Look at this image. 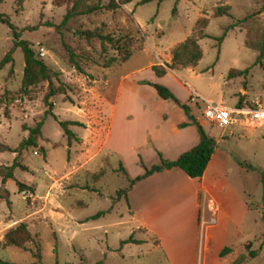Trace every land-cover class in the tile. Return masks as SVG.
<instances>
[{
    "label": "rangeland",
    "instance_id": "rangeland-1",
    "mask_svg": "<svg viewBox=\"0 0 264 264\" xmlns=\"http://www.w3.org/2000/svg\"><path fill=\"white\" fill-rule=\"evenodd\" d=\"M216 4H228V14L209 16ZM66 6L67 2L56 4L54 0H0V12L30 43L35 55L59 72L65 88L48 97L50 110L44 113L46 81L26 91L18 89L23 66L18 47L0 67V141L15 148L28 128L42 120L33 144L0 152V165L17 163L11 177L3 183L0 179V192L3 188L8 192V202L0 198V242L6 228L20 220L33 235L23 247L0 245V259L25 264L35 260L33 253L38 250L42 264H189L181 251L194 235L193 264H217L216 250L223 246L231 248L224 255L227 264L237 256H247L240 264H264V175L261 180L260 174L264 119H242L222 129L201 116V99L191 107L202 129L215 141L202 181L208 192L203 219L213 217L216 222L206 226L210 219L201 221L194 230L184 205L181 220L169 227L156 226L165 235L170 260L155 244L157 233L149 228L134 229V242H120L136 222L129 219L123 196H115V190L127 184L117 170L118 161L128 174L143 168L140 161L144 166L157 163L159 150L149 143L145 129L155 127L167 136L172 123L181 117L170 100L134 84L135 78L153 77L147 66L150 62L162 66L170 62L171 47L189 34L198 16L208 17L202 28L206 36L198 39L200 58L194 66L173 68L174 73L164 79L180 97L190 85L211 104L233 107L238 101L252 107L257 102L264 107V65L255 62L257 50L244 45V39H255L263 29L264 0H132L115 10L97 9L57 25ZM229 24L216 43L213 37ZM92 28L113 38L130 36L129 57L102 67L103 59L115 50L107 44L101 50L97 38L86 40L77 34ZM10 45V29L0 22V58ZM69 51L82 71L68 61ZM261 59L264 62V52ZM230 67L247 71L227 77ZM120 78L124 80L116 90ZM53 84H57L55 79ZM113 103V123L105 138ZM60 120L79 122L67 125L73 132L69 141ZM132 146L138 151L133 153ZM16 181L23 184L21 190ZM168 181L169 194L155 206L157 211L171 210L180 201V190H188L176 172L157 180L156 186L166 187ZM205 235L207 241L209 237L206 252L202 250Z\"/></svg>",
    "mask_w": 264,
    "mask_h": 264
},
{
    "label": "trees",
    "instance_id": "trees-1",
    "mask_svg": "<svg viewBox=\"0 0 264 264\" xmlns=\"http://www.w3.org/2000/svg\"><path fill=\"white\" fill-rule=\"evenodd\" d=\"M56 4H61L62 2H67V6L65 7L64 13L61 17L60 22L57 25L64 24L66 20L70 17L75 15L87 14L97 9L105 8L109 10H115L119 8L121 5L132 1V0H107L105 3H101L100 0H54ZM149 0H138V2H146ZM159 1V0H157ZM229 6L228 4H216L211 7L209 16H219L223 14H228ZM264 13V8H263ZM0 22L5 24L9 27L11 33V45L7 49V51L2 55L0 58V67L11 60V52L14 48L18 47L22 53L23 58V66H22V73L20 77V85L19 91H26L29 87L36 85L37 83L46 81L45 91L42 95V100L47 108L44 110V113H48L51 105V102L48 100V97L53 95L54 93H63L65 91L64 84L60 82L58 75L59 72L53 70L52 68L48 67L41 58L35 55L33 48L30 46V43L20 37L18 30L16 29L15 25L12 24L7 16L0 12ZM208 22V17L206 15L198 16L192 25V28L188 35L184 37L181 41L173 45L170 49V62L165 63L163 66L159 64H151L150 68L154 72L155 75H162L165 73L167 69H173L177 67H184V66H193L197 62V60L201 56V50L197 43V39L206 34L203 32L202 28L206 26ZM232 24H229L225 27L224 31L218 35L214 36L216 43L220 41L225 30L231 27ZM77 34L81 37L85 38L86 40L95 37L99 41V46L101 50L106 49V44L108 47L115 50V54H112L103 59L101 62L102 67H108L114 62H121L129 57L132 50L130 48L131 38L130 36H118L113 38L110 33H102L97 28L92 29H82L78 30ZM244 45L246 47L252 48L257 50V55L255 58V62L258 63L260 66L264 65L263 60L261 59V55L264 52V24L263 29L260 34L253 40L244 39ZM68 61L70 64L80 70L81 67L79 63L74 58L72 52H68ZM247 71V68L238 69L234 67H230L227 70L226 76L232 77L235 75L243 74ZM53 79L57 82V84H53ZM140 83H146L153 87L156 94L163 98V99H171L177 106H179L184 114L189 119V122L194 124L198 133V141L191 147L183 150L180 152L175 158L167 159L161 156L158 152L159 161L157 163H153L149 166H144L143 163L140 161V164L143 166V172L141 174H136L133 177H129L126 168L124 167L121 160L118 161L117 170L121 172V174L125 177L127 184L115 190V196H123L124 200L127 202L126 198V191L130 188V186L138 179L143 178L154 171H160L162 169H167L173 166L180 168L187 176L189 177H199L205 165L213 152L215 141L214 139L208 135L198 123V121L194 118L192 114L189 113V108L185 103L179 102V100L175 97V95L169 90L168 87L161 83L157 82H150L147 80H140ZM240 102H236L235 106H242ZM51 114V113H50ZM42 123V120H38L35 124L28 128V134L25 138H22L15 148H10L7 144L0 141V152L12 150L18 151L22 149L24 146L28 144L34 143V138L36 134L39 132V127ZM70 123H79L76 120H60L58 121L59 126L62 128L64 134L67 137V141L73 136V132L67 127ZM187 124L185 121H181L177 123V126H183ZM17 165V163L13 160L10 164L7 165H0V179L3 183L5 179L12 176V169ZM247 168L251 166L246 164ZM103 171L99 170L98 175H102ZM261 180H263L264 175V168L260 170ZM18 190H21L20 187L23 186L21 182L16 181ZM0 198L4 199L8 202V192L5 188H3L0 192ZM100 212H97L94 215H98ZM261 220L264 226V210L261 212ZM33 235L28 230L26 223L22 220L16 222L14 225L9 226L2 234V239L0 245L2 247L6 245H14L16 247H23L24 244L28 241L32 240ZM264 240V236H263ZM136 240L132 239L131 235L129 234L126 238L121 239V243L125 242H134ZM229 250L227 246H223L220 251L219 255L226 253ZM250 255H254V251H249ZM33 257L35 260L25 263V264H42L40 261V256L38 250L33 253ZM242 259V256H237L232 264H238ZM0 264H17L11 261H6L0 259Z\"/></svg>",
    "mask_w": 264,
    "mask_h": 264
},
{
    "label": "crops",
    "instance_id": "crops-1",
    "mask_svg": "<svg viewBox=\"0 0 264 264\" xmlns=\"http://www.w3.org/2000/svg\"><path fill=\"white\" fill-rule=\"evenodd\" d=\"M198 39H197V43H198ZM150 64H151V62H150ZM150 64L149 65L147 64V66H150ZM184 67H186V66H184ZM171 72L174 73V69L169 68L162 75H155L153 72V77L150 79L136 77L134 84L137 83L136 85L146 87L150 91H153V92H155V90L153 89V87L151 85L146 84V83H140L139 81L140 80H147L150 82H157V83L160 82L162 84H165L166 86H168L171 89L172 93L179 100V102L185 103L188 106L189 113L192 114L191 113V107L194 106L195 103L190 102L188 100V97L191 94V92H194L198 95H199V93L197 91H195L192 86L186 85L187 86L186 87L187 92L185 95L180 97L176 93V91L173 89L174 88L173 84L164 79L165 75L168 73H171ZM174 79H176V78H174ZM123 80H124V78H120L116 90H118V86L120 85V82H122ZM182 86L184 87L183 84H182ZM241 92H242V89H241ZM155 94H156V92H155ZM161 99H163V98H161ZM168 100L171 101V105H173V107L175 109H177L181 115L180 119L176 122H173L172 125L170 126V130L172 133L168 134L167 136H161L160 132L157 133V130L155 127H148L147 129H145V135L149 136V139H148L149 143L152 146H154L155 149L159 150L158 152L161 154L162 157L167 158V159H173L180 152H182L183 150H185V149L191 147L192 145H194L195 143H197L198 133H197L195 125L189 122V119L184 114V112H181V108L179 106H177L171 99H168ZM114 108H115V105L113 103L111 106L110 114H109V122L107 125V131L105 134V138L107 137V134L109 133V129L113 123ZM194 118L197 119L196 116H194ZM181 121H185V122H187V124L178 127L177 123H179ZM199 124L201 125L200 121H199ZM131 150H133V153L137 152L138 147L132 146ZM158 161H159V158H158ZM142 172H143V168L140 169L135 174H128V175H129V177H133L136 174H141ZM174 172L182 175V177L184 178V180L186 182L188 190L185 191V193H183L182 189L180 190V201H179V203H176V204L173 203L171 210L169 208H165L162 211L161 210L157 211L155 206L158 204V202H160L161 200H165L167 198V196L169 194L168 188H170V186H171L169 181L167 182L166 187L165 186L160 187L159 185L156 186L157 180L164 178L166 176H169V178H171V174ZM202 175H203V173L199 177H189L180 168L173 166V167H170L167 169H162L160 171H154V172L150 173L149 175L136 180L130 186V188L126 191L127 210L129 212V219L136 222L135 226H133L131 229L130 235H131L132 231L134 229H137V228H141V229H143V231H145L148 228L153 230L158 235V238H156L157 240H156L155 244L162 247L164 256H166V258L168 260H170V256H172V255H171L170 249L167 246V243L165 241V235L163 233L159 232L158 229L156 228V226L169 227L170 223L173 224V223L181 220V212L183 210V207L184 208L187 207L186 212L188 213L189 221L192 223L194 230L196 228H198V225H200L201 221H208L210 219V218L208 220L203 219L204 205L206 203L205 198H206V195L208 192H207V190L203 184ZM172 188L174 191H177L175 189L176 188L175 183L172 184ZM176 211L179 214H176ZM212 219H213V222L207 224L206 226H210V225L215 224V222H216L215 219L213 217H212ZM134 240H137V239L134 238ZM208 242H209V237H208V241H207V235H205L203 245H202V250H204L205 252L208 249ZM125 243H127V242H125ZM228 248H229V250L222 255H219V251L221 248H218L216 250V254H217V258H218V260L216 262L217 264H227L225 262V258H224L226 256H224V255L229 254L231 248L230 247H228ZM193 251H194V235L192 237L191 242L185 246L184 251L183 250L181 251L183 253V254L181 253L182 254L181 256H187L188 257V263L189 264H193ZM204 255H205V253H204ZM246 257L247 256H242V259L238 264H240ZM233 260L231 261V259H229V261H230L229 264H232Z\"/></svg>",
    "mask_w": 264,
    "mask_h": 264
},
{
    "label": "built area",
    "instance_id": "built-area-1",
    "mask_svg": "<svg viewBox=\"0 0 264 264\" xmlns=\"http://www.w3.org/2000/svg\"><path fill=\"white\" fill-rule=\"evenodd\" d=\"M197 99L204 102V106L200 110L201 116L216 127L225 128L230 124H236L242 119L249 121H258L264 119V107L258 105L249 107L247 105L224 107L216 104H211L210 100H205L198 94L191 92L188 97L189 101L196 103ZM209 222H213L210 218Z\"/></svg>",
    "mask_w": 264,
    "mask_h": 264
}]
</instances>
